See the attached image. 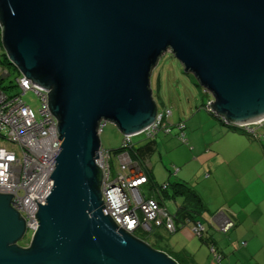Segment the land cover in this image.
Listing matches in <instances>:
<instances>
[{
    "label": "water",
    "instance_id": "1",
    "mask_svg": "<svg viewBox=\"0 0 264 264\" xmlns=\"http://www.w3.org/2000/svg\"><path fill=\"white\" fill-rule=\"evenodd\" d=\"M0 29L6 57L47 92L62 141L26 245L27 220L0 193V264H180L105 213L102 126L135 136L155 125L152 76L167 52L226 126L262 121L264 0H0Z\"/></svg>",
    "mask_w": 264,
    "mask_h": 264
},
{
    "label": "built area",
    "instance_id": "2",
    "mask_svg": "<svg viewBox=\"0 0 264 264\" xmlns=\"http://www.w3.org/2000/svg\"><path fill=\"white\" fill-rule=\"evenodd\" d=\"M9 75L4 68L0 69V78ZM14 86L18 88L16 93L10 94L0 89V143L6 140L11 145L8 148L0 144V193L14 195L13 206L26 218L29 233H32L37 225L38 202L45 203L53 188L51 175L56 167L62 141L57 120L48 107L47 92L21 73L16 76ZM29 91H34L41 101L38 114L23 99ZM211 101L212 98L208 99L204 105L207 111H211ZM170 115V109L158 111L155 125L140 134H145L150 140L162 129L171 132L172 129L167 125ZM179 127V136L187 142L183 132L185 124L180 123ZM235 128L254 138L264 139V119ZM135 144L133 136H124L118 153L104 148L101 150L98 164L103 173L104 211L120 227L135 235L154 234L161 228L171 234L176 233L181 226L177 224L175 215L166 209L161 188L150 183L149 161L142 162L130 152ZM173 171L177 173L178 167H174ZM168 185L166 182L162 184L164 187ZM189 223H193L192 232L195 236L204 235L206 226L201 220L193 222L191 218H186L181 225ZM232 226V221H226L221 225V230L226 232ZM211 251L216 262L222 264L223 255L213 246Z\"/></svg>",
    "mask_w": 264,
    "mask_h": 264
},
{
    "label": "crops",
    "instance_id": "3",
    "mask_svg": "<svg viewBox=\"0 0 264 264\" xmlns=\"http://www.w3.org/2000/svg\"><path fill=\"white\" fill-rule=\"evenodd\" d=\"M209 114L212 119L204 115L199 124L211 135L198 138L193 132L185 133L194 143L196 153L194 156L186 149L184 153L180 152L181 157L176 161V175L180 177L176 180L192 186L201 197L208 242L195 236L193 223H189L179 224L180 230L173 233L177 245H181L180 251L192 255L198 264L218 263L215 260L210 263L199 255H206L203 247L198 250L195 243L196 246H191L197 238L208 246L210 252L209 244H214L224 255L223 264H264V139L236 131ZM201 141L202 147L198 148ZM206 146L209 158L202 163L200 156L196 155L202 153ZM228 220H232L234 226L226 232L220 231L221 225ZM161 248L176 251L169 243L166 247L161 245Z\"/></svg>",
    "mask_w": 264,
    "mask_h": 264
},
{
    "label": "rangeland",
    "instance_id": "4",
    "mask_svg": "<svg viewBox=\"0 0 264 264\" xmlns=\"http://www.w3.org/2000/svg\"><path fill=\"white\" fill-rule=\"evenodd\" d=\"M0 58H2L1 60H4L5 58L3 47L0 48ZM2 68L8 71L10 75L6 76L1 81L0 89H5L10 94L16 93L18 88L14 86V80L20 72L16 70L14 65H4V62L2 63L0 61V69ZM152 88L159 111H164L165 109H170L172 111V115H170L167 119V125L170 126L172 131L167 133L165 129H162L157 134L155 138L158 142V148L149 159L151 170H153L154 179L161 185L168 180L173 181L180 178L179 175L174 173V171L172 174L170 173V168L173 169L174 167H177L176 165H178L176 161H179V157H181L180 152L184 153L186 149H188L189 151L193 152L194 156L196 153V151H194L195 145L188 135L186 136L188 143L184 142L183 139L178 136L181 133L179 124L183 123L185 124V127L187 126V128L184 129L185 132L183 131L184 134H190L193 132L198 138L203 136L207 138L211 135V132H208L205 127L202 129L199 121H202V117H204V115H207L208 118L212 117L210 116L209 111H207L204 107L208 99L212 97L210 93L204 92V88L197 83L196 78L192 74L184 72L181 63L170 52H167L162 56L157 67L155 68L152 76ZM23 99L32 106L37 114L39 113L42 104L38 95L35 94L34 91H29L23 96ZM202 112L203 114H200ZM100 137L102 148L108 150H113L120 147L124 139V135L119 131L117 126L111 122H107L105 124L103 130L100 133ZM133 141L137 146H141L147 143L149 139L146 138L145 134H139L133 136ZM0 144L8 148L11 147L10 143H8L6 140H3ZM202 144L203 143L201 141V144L197 145L198 148H201ZM198 148H196V150L200 151L201 149ZM207 148L208 146L204 148L202 153L196 155V157L200 156L199 160L202 163L207 161L209 158V151ZM182 201V197H178L177 199L165 197L164 205L170 213L175 215ZM203 221L206 225L207 223L205 217H203ZM172 234L163 228L160 231L157 229V232L154 234L139 233L136 236L146 240L152 246H155V248L156 245L159 247H161V245L166 247V244L169 243L175 248L176 251H180L181 245H177L176 235ZM30 235L31 232L22 241V245H26L28 243ZM193 243L197 245L195 248H198V250L199 247H203L206 255H201V253H199V255L205 257V259H208L210 263H213L215 260V255L212 251H209L208 246L198 238L196 239V242L191 243V246L194 247L195 244Z\"/></svg>",
    "mask_w": 264,
    "mask_h": 264
},
{
    "label": "trees",
    "instance_id": "5",
    "mask_svg": "<svg viewBox=\"0 0 264 264\" xmlns=\"http://www.w3.org/2000/svg\"><path fill=\"white\" fill-rule=\"evenodd\" d=\"M4 57H5L4 60H1L2 58H0V61L2 63L4 62V65H6V64L12 65V63L9 61V59L6 57L5 54H4ZM2 80L3 79L0 78V83ZM211 114H213V113H211ZM232 128L236 131L242 132L241 130L236 129L235 127H232ZM157 148H158V142H157L156 138H154V139H150L147 143H145L144 145H141V146H137L135 144L133 149L130 152L134 158H137V159L141 160L142 162H147V161H149V158L152 156V154L157 150ZM120 150H121V146L116 148V149H113L111 151L118 153ZM171 172H172V169H171ZM148 175H149V180H150V183L152 184V186H154V187L156 186V187L161 188L160 191H161V197L162 198L172 197L174 199H177L178 197H182L183 201H182L181 205L179 206V208L175 214L176 222L178 225L183 223L186 218H191L193 220V222H195L196 220L202 221L203 209H204L203 203H202L201 197L199 196L197 191L192 186H189L187 183H185L179 179V180H175V181H170V180H169V182L167 181L166 183H168L169 185L167 187H164V186H162V184L160 185L159 182L155 181L153 170H151V168L148 171ZM202 222L204 223V221H202ZM206 231H207V229L205 230V233H206ZM205 233L202 237H199V238H201L205 242H208V241H206L207 238L205 237ZM20 243L22 244L23 242L21 241ZM209 245L211 248H212V246L215 247V245L212 243ZM156 248H159V249H162V250L168 252L180 264H198L196 262V260L192 257V255H190L189 253H187L185 251H171L168 249H163L157 245H156ZM216 250H217V252L222 254L220 251H218V249H216Z\"/></svg>",
    "mask_w": 264,
    "mask_h": 264
}]
</instances>
